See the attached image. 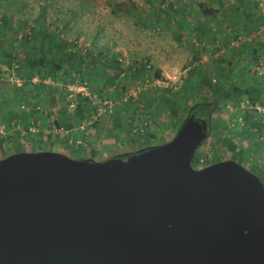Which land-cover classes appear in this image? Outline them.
<instances>
[{"label": "rangeland", "instance_id": "1", "mask_svg": "<svg viewBox=\"0 0 264 264\" xmlns=\"http://www.w3.org/2000/svg\"><path fill=\"white\" fill-rule=\"evenodd\" d=\"M199 4L216 13L204 16ZM0 6L8 23L0 36V160L42 149L94 162L125 157L171 141L193 108L209 102L208 135L192 167L233 161L264 185V0ZM29 28L35 37L24 45ZM42 46L54 77L22 60L38 58ZM69 51L81 57L67 58ZM58 58L64 62L54 70ZM232 80L239 93L220 96Z\"/></svg>", "mask_w": 264, "mask_h": 264}, {"label": "water", "instance_id": "2", "mask_svg": "<svg viewBox=\"0 0 264 264\" xmlns=\"http://www.w3.org/2000/svg\"><path fill=\"white\" fill-rule=\"evenodd\" d=\"M190 115L158 147L103 162L53 151L0 160V264H264V185L201 169Z\"/></svg>", "mask_w": 264, "mask_h": 264}, {"label": "trees", "instance_id": "3", "mask_svg": "<svg viewBox=\"0 0 264 264\" xmlns=\"http://www.w3.org/2000/svg\"><path fill=\"white\" fill-rule=\"evenodd\" d=\"M18 3H19V0H18ZM198 7L200 8V10H201V12H202V14L204 16H210V15H212V13L213 14L216 13V11L207 9L206 6H204L203 4H199ZM7 25H8V23H7L6 18H2V20H0V29H1L0 36L4 35V30L7 29ZM29 30H30L29 34L26 33L24 36H22V37L25 38L24 45H26L27 43H30V40L35 37L34 30L32 28H29ZM54 45L57 46V47H62L61 43L54 44ZM260 47H262L261 44H258L257 48H254L253 53H256ZM38 51H40V56L38 58L31 60V59H28V57H25L22 60H25L24 62H27V64L30 67H32V69L35 68V70H37L39 73L43 72L46 69L47 73H49L50 76L54 77L55 76L54 72L53 71H49L48 67L46 68V65L48 64V60L44 56L45 55L44 47L42 46L41 48L38 49ZM48 51H53V50L50 49ZM66 55H67V58H70V59L75 58L76 56L81 57L79 54H75V53H72L70 51L67 52ZM3 56H4V52L0 51V57H3ZM8 60H10L13 64L21 62V60L18 61V60L14 59V58H8ZM57 60L58 61H56V62H54V61L52 62V60L50 61V63H51L50 65L53 64L52 69H54V70H60V68L62 67V64L64 62L61 58H58ZM119 65L120 64L117 63L116 61L114 62V66L115 67L119 68ZM232 69L233 68L230 69V72H231ZM154 76L159 78L160 71L159 70H155L154 71ZM206 82H208V80ZM239 87H240V83L238 82V80L237 81L236 80H232L230 82V85L227 88H223L220 91L219 95L220 96H226V95H229L231 93H236L237 94V93H239V89H240ZM39 88L40 87H38L37 90H35V93H39L40 92ZM43 90H45V88H43ZM35 97H37V96L35 95ZM207 103H209V102H207ZM207 103L197 104L193 108V111H191L194 114H192V113L191 114L194 115L198 120L207 121L208 118L210 117V114L212 113V110H214V104H210V103L207 104ZM83 107L84 106L80 105V109H83ZM247 118L249 119V116ZM54 124L56 126H58V127L61 126V122L59 120H56L54 122Z\"/></svg>", "mask_w": 264, "mask_h": 264}, {"label": "crops", "instance_id": "4", "mask_svg": "<svg viewBox=\"0 0 264 264\" xmlns=\"http://www.w3.org/2000/svg\"><path fill=\"white\" fill-rule=\"evenodd\" d=\"M204 6H205V4H203ZM176 8V6L174 7V9ZM208 9H210V8H208ZM41 151H47V150H41ZM53 152H59L58 150L57 151H55V150H52ZM136 150H134V151H131L132 153H129V152H127V153H129V154H133V152H135ZM137 153V152H136Z\"/></svg>", "mask_w": 264, "mask_h": 264}, {"label": "built area", "instance_id": "5", "mask_svg": "<svg viewBox=\"0 0 264 264\" xmlns=\"http://www.w3.org/2000/svg\"><path fill=\"white\" fill-rule=\"evenodd\" d=\"M75 143H76L77 145H80V142H79V141H75Z\"/></svg>", "mask_w": 264, "mask_h": 264}]
</instances>
